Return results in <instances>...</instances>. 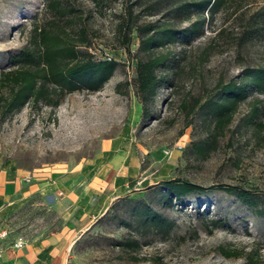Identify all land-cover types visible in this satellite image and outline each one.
<instances>
[{
    "label": "rangeland",
    "instance_id": "1",
    "mask_svg": "<svg viewBox=\"0 0 264 264\" xmlns=\"http://www.w3.org/2000/svg\"><path fill=\"white\" fill-rule=\"evenodd\" d=\"M131 1L100 0L96 5L69 0L71 12L61 17L54 7H45L44 0H0V75L9 68V57L28 45L46 61L47 45L35 27L40 34L49 32L53 39L66 41L79 19L87 17H92L90 52L97 59L120 62L100 91L68 94L56 108L30 104L4 118L0 110V161L27 172L79 170L100 154L105 141L117 139L137 165L125 189L117 190L119 195L82 228L66 223L64 211L73 201L60 193L36 192L11 204L0 214V234L7 232L0 246L65 230L73 243L64 264H264V212L256 215L228 192L237 187L264 199V126L244 124L254 103L259 108L256 120L264 125V89L240 105L216 150L205 159L191 151L193 142L206 138L205 129L182 106L185 101L192 106L195 97L213 92L220 82L264 70V0H222L216 9L204 11L195 6L201 0H146L140 23L179 33L151 50L168 61L174 58L162 74L173 79L175 87L161 89L156 118L150 119L142 117L134 89L137 62L144 55L140 49L150 34L134 32L126 50L125 39H119L124 34L117 32L115 15ZM201 20L205 24L200 29L182 36ZM178 145L183 150L178 151ZM174 179L197 189L164 209L152 192ZM133 202L147 203L172 219L175 227L169 238L155 233L143 237L127 228L123 221H131ZM126 238L139 243L118 246Z\"/></svg>",
    "mask_w": 264,
    "mask_h": 264
},
{
    "label": "trees",
    "instance_id": "2",
    "mask_svg": "<svg viewBox=\"0 0 264 264\" xmlns=\"http://www.w3.org/2000/svg\"><path fill=\"white\" fill-rule=\"evenodd\" d=\"M69 0H44L45 7H54L61 17L69 14L67 11ZM96 5L100 0H92ZM201 0L195 6L202 11L209 7L216 9L222 0ZM70 3V2H69ZM64 4H67L63 6ZM146 0H132L122 12L115 15L119 22L117 32L120 40H124L123 46L129 50L134 32L143 35L150 34L141 51L143 57L137 62V71L134 79L135 94L142 105V117L144 119L156 118V100L161 89L167 87L174 90V81L163 75L167 66L173 63L151 52L156 47H162L175 40L179 33L169 28H159L153 25L145 26L140 23L139 15L147 11ZM60 7V8H58ZM138 10L137 15L135 11ZM92 18V17H91ZM79 19L73 27L69 40L53 39L49 32L35 33L43 38L47 45V58L45 62L36 55L33 47L28 45L18 53L9 57V68L0 75V110L2 117L22 109L27 105L42 103L46 106L58 107L66 95L87 90L97 92L104 88L105 84L114 76L120 62L114 58L97 59L90 49L93 45V33H91L89 20ZM88 21V22H87ZM205 24V20L192 24L182 31V36L189 37ZM264 31V21L262 25ZM123 38V39H122ZM170 66V65H169ZM240 80L220 82L211 93L194 99V104L183 103L187 115L195 114L199 125L205 129L206 138L192 144V154L200 158H207L216 150L220 137H224L226 129L231 125L240 105L246 103L252 92L264 89V70L250 71ZM2 103V105H1ZM197 110V111H196ZM259 108L251 105L250 114L244 119L246 126L263 128V123L258 122ZM189 123H187L188 125ZM190 125V124H189ZM197 187L180 179L164 181L153 192V200L164 209H169L174 202L181 201L193 193ZM228 192L256 215L264 212V199L255 193L240 188H229ZM129 223L123 221L127 228L135 230L140 236L155 233L162 238H169L175 225L174 221L159 210L150 207L144 202H133L130 207ZM137 239L126 238L118 243V246L131 248L132 244H138ZM227 256L229 253H225Z\"/></svg>",
    "mask_w": 264,
    "mask_h": 264
},
{
    "label": "crops",
    "instance_id": "3",
    "mask_svg": "<svg viewBox=\"0 0 264 264\" xmlns=\"http://www.w3.org/2000/svg\"><path fill=\"white\" fill-rule=\"evenodd\" d=\"M118 142L117 139L105 141L100 154L79 170L50 168L27 172L10 161H0V214L33 193L57 192L73 201L64 211L66 223L73 222L79 228L87 225L119 195L117 190L125 189L137 172L133 156L121 151ZM18 239L0 246V264H64L73 243L71 234L65 230L25 240L23 247L15 245Z\"/></svg>",
    "mask_w": 264,
    "mask_h": 264
},
{
    "label": "built area",
    "instance_id": "4",
    "mask_svg": "<svg viewBox=\"0 0 264 264\" xmlns=\"http://www.w3.org/2000/svg\"><path fill=\"white\" fill-rule=\"evenodd\" d=\"M178 151L183 150L182 145L177 146ZM7 235V232H3L0 234V238H4ZM17 247H23L25 245V240L23 238H19L17 243L15 244ZM2 257L1 249H0V258Z\"/></svg>",
    "mask_w": 264,
    "mask_h": 264
}]
</instances>
